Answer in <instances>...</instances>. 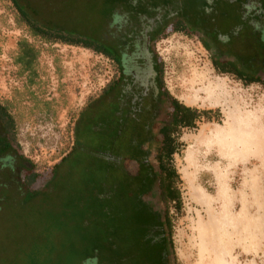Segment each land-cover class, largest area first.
<instances>
[{
  "label": "rangeland",
  "instance_id": "374dc122",
  "mask_svg": "<svg viewBox=\"0 0 264 264\" xmlns=\"http://www.w3.org/2000/svg\"><path fill=\"white\" fill-rule=\"evenodd\" d=\"M14 1L0 0V104L13 120L10 140L39 178L25 187L16 178L10 183L18 188L8 189L9 175L0 178V264H165L137 255L138 243L147 242L120 230L96 144H80L51 178L72 148L81 110L114 64L90 48L34 34L18 10L53 27L66 21L78 36L100 28L115 7L142 0H45L38 16L37 0ZM144 1L175 6L185 18L193 11L202 22L214 17V25L230 12L228 0ZM155 51L165 88L207 110L181 131L171 157L180 209L171 203L166 213L155 200L170 220L172 264H264V85L219 72L191 28L170 30ZM209 85L218 87L213 97L202 90Z\"/></svg>",
  "mask_w": 264,
  "mask_h": 264
},
{
  "label": "flooded vegetation",
  "instance_id": "af4514ba",
  "mask_svg": "<svg viewBox=\"0 0 264 264\" xmlns=\"http://www.w3.org/2000/svg\"><path fill=\"white\" fill-rule=\"evenodd\" d=\"M44 2L37 0V16L38 8ZM228 2L230 12L224 20L225 31L224 27L219 29V25L215 27L211 21L195 32L200 40L212 45L217 52L226 43L227 50L235 57L234 63L248 76H258L264 82V0ZM136 3L115 7L112 15L105 17L100 28L78 35L82 40L100 46L102 51L98 53L112 61L115 72L101 93L81 110L76 121L72 148L61 157L58 170L65 167L67 159L80 144H96L98 150L92 152L106 158L102 166L111 180L108 185L115 191L113 202L116 208L127 205L129 198L139 205L145 212L144 218L148 220L141 225L146 245L159 246L161 260L165 264H172L166 230L160 223L163 213L157 208L156 202L161 200L157 185L160 178L157 152L160 144L167 141L168 137L179 141L180 134H169L170 130L192 122L193 116L181 108V105H188L180 102L165 88L155 45L170 30H185L186 18L175 12V6L151 7L144 0L140 1L141 5ZM19 7L25 15H29ZM42 19L34 18L62 36L73 39L75 28L70 23L65 21L63 26L58 22L53 27ZM90 30L86 29L85 32ZM238 44L242 45V51L245 52L243 55L237 53ZM227 74L237 76L231 72ZM5 123L0 119V178L5 177V173L9 175V180H4L7 189L18 188L10 183L16 178H20L19 183L25 187L31 181L30 174L36 179L39 176L31 171L30 164L18 154ZM183 129L184 126L181 131ZM104 147L106 150L103 152L101 149ZM53 171L51 178L55 173ZM153 218L163 227L158 234L152 229L150 219Z\"/></svg>",
  "mask_w": 264,
  "mask_h": 264
},
{
  "label": "trees",
  "instance_id": "16d2710c",
  "mask_svg": "<svg viewBox=\"0 0 264 264\" xmlns=\"http://www.w3.org/2000/svg\"><path fill=\"white\" fill-rule=\"evenodd\" d=\"M18 10H19V13L22 15V17L26 20V22L28 23V25L30 26L34 34H39L46 38L49 36L55 39H61L68 43L78 44L85 48H91L92 50L96 52L102 51V48L100 46L94 45L89 40H82L81 37L76 36V35H74L73 39L66 38L62 36L59 32H55L54 30H52L51 27L38 23L36 20H34V18H32V16L25 15L24 11L21 10L20 7H18ZM192 12L193 11L187 10L186 27L191 28L193 31H196V29H202L204 25L209 24V22L211 21L213 22L214 17L212 20L206 18L207 22L204 23L198 17L192 16ZM191 17H195L196 19L191 18ZM224 20L225 19L219 18V22L217 24L219 25V29L222 27H225L223 25ZM201 42L204 45V47L210 52L214 67L219 72L221 73L231 72V73L236 74L237 75L236 77L238 79L243 80L246 83L258 82L264 85V82L258 76L257 77L248 76L242 69H240L236 65V63H234L235 57L231 55V53H229V51L227 50L226 43L222 46V49H220L219 52H217L215 51L214 48H212V45L202 40ZM236 49L239 50V52H237L238 54L243 55L245 53L244 50L242 51L241 44H238ZM28 55H30V51L25 50L23 53V56H28ZM181 108L186 111V114L192 113V116H193L191 117L192 122H187L185 125H181L182 127L184 126V128L195 127L196 122L201 118V116H203L204 113H207V110H199L193 107H188V106H183V105H181ZM0 119L6 122L5 124L7 125L8 128L13 127V120L11 116L6 111L4 106H2L1 104H0ZM185 119H186V116H185ZM178 122L179 120L176 121V124H178ZM182 127L176 126L172 130H170L169 134H171L172 132H175L176 134L179 135ZM177 142L178 140H175L174 138L170 136L168 137L167 141L160 144L158 148V152H157V165H158L159 172H160V178H158L157 185L159 188V195L161 197V200L163 204L166 205V209H165L166 213L168 212L167 210L168 204L173 203L177 207V209H180V206H181L180 192L176 186L177 178L179 176L177 174L176 169L171 164V157L173 156V154L175 153L177 149L176 148L177 146L175 145V143ZM60 163L55 164L53 167V170L57 171L60 166ZM33 177H34L33 174H30L29 178H31V180L33 179ZM115 211L117 212L118 225L120 226V230L122 232L127 234L130 238H132V240L133 238L135 239L137 235L143 238L145 237L143 229H141L142 227L141 225L146 224L148 220L147 218H144L145 212H143L141 207L135 204L131 198H129L128 204L124 205L122 208L115 207ZM165 212H163V220L160 223L166 230L167 240H168L169 238L168 233L170 230V220ZM150 220L152 224V229L155 230L154 233L155 234L160 233L163 227L161 228L159 226L160 224L157 221V219L153 218ZM135 250L137 252L136 253L137 255L138 254L141 255L142 253H144L146 256V259L149 260L150 258H153V260L157 262H161V258H160L161 248L159 246H152V245H146V244L143 245L141 241L138 243Z\"/></svg>",
  "mask_w": 264,
  "mask_h": 264
},
{
  "label": "bare ground",
  "instance_id": "6f19581e",
  "mask_svg": "<svg viewBox=\"0 0 264 264\" xmlns=\"http://www.w3.org/2000/svg\"><path fill=\"white\" fill-rule=\"evenodd\" d=\"M215 86V85H214ZM221 86V85H220ZM218 88V87H217ZM217 88L210 87V85L207 88H203L202 90L205 92L207 97H213L217 93ZM220 91V90H219ZM220 100V99H219ZM254 124V123H253ZM259 126L258 123H255L251 128Z\"/></svg>",
  "mask_w": 264,
  "mask_h": 264
}]
</instances>
